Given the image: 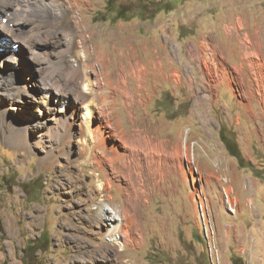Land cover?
Segmentation results:
<instances>
[{
    "label": "rangeland",
    "instance_id": "374dc122",
    "mask_svg": "<svg viewBox=\"0 0 264 264\" xmlns=\"http://www.w3.org/2000/svg\"><path fill=\"white\" fill-rule=\"evenodd\" d=\"M10 1L14 6L15 0ZM32 2L26 0L21 4L31 6ZM35 3L26 14L27 21L36 23L31 30L33 35L51 37L57 30L59 47L41 44L43 53L33 55L18 38L5 36L0 29V54L5 53L2 43L7 38V49L12 48L21 55L17 65L13 61L2 65L0 61L3 80H0V264H106L104 255L110 252V246L123 247L109 235L103 209L108 207L116 212L124 199L129 205L133 202L135 214L127 221L131 238L119 255L120 264H207L206 243L199 222V193L210 200L222 257L226 250L231 264L235 257L242 258L245 264H264V104L251 94L253 102L247 107L249 100L243 91L257 89L258 82L264 84V0H45ZM120 9L122 16L118 13ZM239 17L243 22L239 37L228 36L226 24L233 21L229 24L236 34ZM27 21L12 22L10 26H26L29 30ZM40 26L43 29L45 26L44 31H39ZM247 35L250 45L245 49L243 39ZM202 44H214L219 54L224 53L229 79L233 80L231 85L212 82L202 69ZM130 45L159 47V55L164 52L169 59L174 58V67L185 77L184 82L175 85L165 80L153 88L152 80L147 83L144 78L138 92V109L123 105L121 100L116 105L110 102V105L98 106L105 109L108 119L113 120L112 125L120 120L119 124L129 134L152 135L150 125H154L161 133L175 138L184 133L183 140L190 147V162L180 161L171 178L158 185H148V196L140 193L139 198L132 200L128 194L133 190L139 192L136 182L134 189H127V182H122L123 188L114 185L103 193L101 185L109 175L105 168L98 170L94 158L89 156L94 140L78 143L74 137L71 142L52 129L54 115L58 114L52 110L61 111L73 105L74 96L57 95L54 89L37 88L34 84L45 73L60 76L66 83L60 65L78 61L88 64L87 68L91 64L96 73L106 63L115 78L118 72L124 71L119 54L132 51ZM192 45L196 47V56L190 50ZM232 45L243 47L241 56L232 52ZM63 48H68L65 60L59 56ZM85 48L97 51L94 55L97 58H90ZM37 49L40 51V47ZM50 49L48 68L49 58L44 52ZM207 50L204 55L211 59L208 46ZM247 52L253 53L252 68L239 75L233 66L243 62L249 67L248 57H242ZM148 53L139 59L146 62ZM41 60L45 62L40 64ZM210 73L216 75V68H210ZM190 76L196 80L191 82ZM91 78L96 82L95 94H98L104 84L103 76L92 73ZM24 82L28 83L26 89ZM35 90L40 106L33 99ZM48 94H52L51 100ZM206 94L209 98H204ZM129 109L134 110L132 121ZM78 111L79 115H85L84 109ZM220 132L242 152L245 158L242 162L250 161L252 166H241L242 162L227 150ZM84 147L87 152L83 151ZM225 178L228 184L224 183ZM225 186L231 192L234 208L224 200Z\"/></svg>",
    "mask_w": 264,
    "mask_h": 264
},
{
    "label": "bare ground",
    "instance_id": "6f19581e",
    "mask_svg": "<svg viewBox=\"0 0 264 264\" xmlns=\"http://www.w3.org/2000/svg\"><path fill=\"white\" fill-rule=\"evenodd\" d=\"M24 1H26V0H15L14 1L15 4L13 6V5H11L10 0H0V29H2L6 33L5 36H12V37L18 38V40L23 44V46L27 47L33 55L34 54L39 55V54L43 53L42 52L43 48H42L41 44H46V45L49 44L53 47H57V46L59 47V45H60L59 33L60 32H57V30H56V32H54V34H51L52 35L51 37L46 36L45 38H40V37L36 38L35 35H33V32L31 31L32 28H34V26L36 25V23L34 25V23L29 22V20L27 21V19H26V16H27L26 14L29 13L28 9L32 8V6H34L35 2L45 1V0H32V1H34V3L30 0V2H32L31 6H29V5L27 6L26 4L22 5L21 2H24ZM12 4H13V2H12ZM35 5H36V3H35ZM51 7H53V5ZM36 13H38V12H36ZM42 15H44V14H42ZM25 21H27L28 24L30 25L29 30H26L28 28L26 26L18 27V28H15V27L11 28V26H10V25H12V22L19 24V23H23ZM34 22H35V20H34ZM232 22H228L226 24V26H225L226 27V33L230 37H239V30L243 27V22L241 20V17L237 18V21H236V26H235V30L237 31L236 34L233 33V30L230 27L229 23H232ZM7 23H9V24L7 25ZM5 24L7 26H5ZM48 25H47V30H48ZM44 29H45V26H44ZM44 29L41 26L39 27V31H41V30L44 31ZM37 30H38V28H37ZM34 32H36V31H34ZM45 35H46V32H45ZM42 37H44V36H42ZM3 43H4V41H3ZM3 43H2V46L4 47L3 52H5V53L0 54V59H1L0 61H2V65H3V62H10L11 63V61H13L14 65H17L16 62H19L18 59H20V61H21V55L17 53L18 51L16 52L12 48L7 49L6 44L9 43V40L7 38H6L5 44H3ZM62 43L63 42H61V44ZM122 43H123V41H122ZM249 45H250V39L247 35L243 39V47L246 49V48H249ZM155 46H156V44L154 45V47ZM207 46L211 50V54H210L211 59L206 58V56L204 55L206 50H207ZM207 46H205L204 44H202V46H201L202 50L200 51V53H201L200 56H202L203 59H202V62H200V66L208 74V77H210L212 82H215V83L223 82V84H225V82H226L229 85H231L230 82L233 80L230 81V79H229V77H230L229 71H228V69L224 63V53L219 54L218 49L215 47L214 44H209ZM37 47L38 48L40 47V51H38ZM130 47H132V51H128V53L121 52L119 54V51L117 52L120 55V59H121L120 66L124 69V71L118 72L115 78H113V76H112L113 72L111 70L110 71L107 70V64L106 63H103L101 66L100 72L96 73V70L92 68L91 64H89L90 67L87 68L88 64L78 61L76 64H67L64 67L62 66L63 64L60 65V67L62 69V75L64 76L66 83L61 81V79L59 78L60 76L59 77L56 75L50 76L49 73H45V74L41 75L40 78L35 80L34 84H36L38 86L37 88L43 87L45 89L46 88H50L52 90L54 89L57 95L58 94L61 96L65 95V97H68V98H71L74 96V98L76 99L75 100L76 103L74 102L73 105H70L68 107L66 106L64 108V110H61V111L52 110L54 112H57L58 114L54 115V126H53L54 128H52V126H51V128L58 135H60L61 137H64V139H65V137L69 138L70 141L74 137H77L78 143L79 142H87L89 140H94V145L91 148L89 147L90 148L89 156L91 158L92 157L94 158L95 163L97 164L98 170L101 168H105L108 172V175H109L107 180L104 181L101 185L102 189H103V193L107 190H111L114 185H117L118 188H123L124 184L122 182H125V183L127 182V184H128V187H126L127 189L130 187L134 189V187H135L134 183L136 182L139 186L138 187L139 192L136 190H133L132 192H130L132 194H128V197L132 200L133 198H135V199L139 198L140 193L148 196L150 193L146 188L148 185H150V186H153L156 184L158 185V184L164 182L165 180L171 178L173 175V172H175L177 170V168L179 167L180 161L188 160L190 162V147H189L187 140L185 142L183 140L184 133H181V135L179 137L175 138L172 136H168L167 134L161 133V131L159 130L160 128L154 127V125H150L152 128V132H153V134L151 133L152 135L142 136L139 132L129 134V132L127 133L126 130H124L121 127L122 125L119 124L120 120L117 121L118 124L116 123V124L112 125L113 120L108 119L107 112H105V109L103 107L98 106L99 104H101L102 106H106L110 102L114 103L116 105V103H118V100H121L123 105L133 107V108L135 107L134 110H136L137 105H139V103H138V95H139L138 92L140 91L139 89L141 87V83H142V80L144 78H146V80L145 79L144 80L147 83H148L149 79L152 80L153 88H157L159 86V82L165 81V80H169L171 83H173L175 85H177V84L181 85L184 82L185 77L180 73V71L178 69H176L174 67V63H175L174 58L169 59L168 55H166L164 52H163V55H159V47H157L156 49H152V47L148 46V45H144L142 48L137 47V46L135 47L134 45H130ZM243 47H240L239 45H232L231 50L235 55L241 56L240 50ZM70 48H71V46H70ZM88 50H89L88 48H85V52L88 53L87 55H89L90 58L92 57V59H96L97 57H95L94 55L96 54L97 51L95 52V50H94V52H93V51H88ZM190 50L194 52L195 56L198 55V54H196V47L194 45L190 46ZM59 51H61L60 54L63 53L62 56L59 55L63 59L66 52L68 51V48H63ZM148 52H150V54ZM146 53L149 54V59L146 62H143L139 58L141 57V55L146 54ZM44 54H46L47 57L49 58V59L47 58L48 61L45 58H44V60L47 61L46 65L48 68H50V66H51V60H50L51 49L49 51L44 52ZM55 54L56 53H54V55ZM251 55H253V53L247 52L245 55L242 54L243 58H245V56L248 57V58L247 57L246 58L249 61L248 62L249 67L245 66L243 62L240 63V65H234L233 66V68L236 70L237 74H239V75L244 74V71H248L249 68H252L251 61L253 59L251 58ZM56 56H57V54H56ZM65 57H67V56H65ZM41 59H43V58H41ZM38 60H40V59H38ZM63 60H65V58ZM45 61L41 60L39 63L41 64ZM61 62H62V60H61ZM181 62L185 63V64L187 63V61H185V60H182ZM124 67H126V68H124ZM213 67L216 68V71H217L216 75H212L210 73V68L213 69ZM42 68H40V69H42ZM51 68H53V67H51ZM48 70H50V69H48ZM92 73H94L95 75L101 74L103 76L104 81H102V82L104 84H101V87H100L101 89L98 92V94L97 93L95 94L96 89H97L96 88L97 85H96V82H94L91 78ZM8 74H10V73H8ZM58 74H59V72H58ZM1 75L2 74H0V76ZM28 75H29L28 78H30L31 73H29ZM11 79H12V77H11ZM0 80L3 82L2 79H0ZM96 80H98V79H96ZM195 80H196V78L194 76H190L191 82H194ZM13 81H15V80H13ZM9 82L11 83V81H9ZM261 82L263 83V81H261ZM8 83H6V84H8ZM10 83H9V85H10ZM262 83L258 82L257 89L256 88L255 89L250 88L249 91L243 90L244 96L249 100L248 104L246 103L247 107L250 108V106L252 105V102H253L252 100H250L253 97V96H251V98H250L251 94L256 95L258 97V99H260V101L264 104V84H262ZM27 84H28L27 82H24V84H22L25 87V89H26ZM19 88H20V86H19ZM21 90H23V89H21ZM213 90L217 91L216 88H213ZM44 91H46V90H44ZM48 95H49L48 99L51 100L52 94H48ZM33 96H34L33 99L36 100V103L39 102V100H38L39 98H38L36 90H35V94H33ZM95 97H96V99H95ZM206 97L209 98V95L206 94L204 96V98H206ZM58 101H59V99H58ZM46 102L47 101L45 100V105H46ZM141 103H142V101H141ZM38 104L39 103H37V105ZM114 104H112V105H114ZM200 104L201 103L198 101L197 105H200ZM45 105H44V107H45ZM38 106H40V105H38ZM61 106H64V104ZM80 108L84 109L83 114H85V115H79L78 110ZM47 109L50 110L48 107H47ZM134 110L129 111V116L131 117L129 119H131V121L133 119H135L134 118L135 115L133 113ZM97 114H98V116H97ZM81 116H82V119H81ZM138 116H140V115H138ZM96 117H98V121L95 122ZM117 118H119V117H117ZM124 123H125V121H124ZM151 123H152V121H151ZM131 124H132V122H131ZM19 128L21 129V127H19ZM129 128L131 129V127H129ZM141 131L142 130H140V132ZM54 138H55V136H54ZM108 138L110 139V141H107ZM59 141H61V140H59ZM68 142H69V140H68ZM69 144H70V142H69ZM66 145H68V144L66 143ZM82 149H83V151H85L86 148L84 147ZM97 150H98V152H97ZM85 152H87V151H85ZM117 163H118V165H116ZM140 196H142V195H140ZM108 197H111V196L108 195ZM122 202H123V204L121 205V209L115 210L116 212H113L108 207H104V209H103L105 212L103 217H104V220H105L106 225L108 227L109 235L114 237L115 243H119L123 247L122 249H118L115 244L111 245L110 246L111 249L109 250L110 252L105 253V255H104V259L106 261V264H120L119 255L121 254L122 250H125V248L128 245V242L131 238L129 222H127V221H128V218L131 217L132 214L134 213V211H133L134 205H133V202L131 203V205H129V203L127 204V201L125 199ZM132 220H134V219H132ZM133 237H134V235H133ZM135 238H137V237L135 236Z\"/></svg>",
    "mask_w": 264,
    "mask_h": 264
},
{
    "label": "built area",
    "instance_id": "2783aa9c",
    "mask_svg": "<svg viewBox=\"0 0 264 264\" xmlns=\"http://www.w3.org/2000/svg\"><path fill=\"white\" fill-rule=\"evenodd\" d=\"M225 184L229 183L228 178L223 180ZM228 187V186H227ZM223 187L224 200L231 207H235V202L229 188ZM199 222L201 236L206 243V252L209 258L210 264H223V257L220 253V246L217 239V228L215 220L213 219V213L210 205V200L207 195L199 193Z\"/></svg>",
    "mask_w": 264,
    "mask_h": 264
},
{
    "label": "trees",
    "instance_id": "16d2710c",
    "mask_svg": "<svg viewBox=\"0 0 264 264\" xmlns=\"http://www.w3.org/2000/svg\"><path fill=\"white\" fill-rule=\"evenodd\" d=\"M118 13H121L120 16H122V9L118 10ZM221 134V138L222 140L224 141L225 145H226V148L227 150L229 151V153L231 155H233L234 157H236L238 159V161L242 162L244 161V156L242 154V152L240 150H237L236 148H234L232 145H231V140L230 138H227L222 132H220ZM243 163V164H242ZM241 163V166L243 167H247V166H252L251 162L248 161V162H242ZM33 244H35V242H33ZM208 261H209V258L207 257V264H208ZM234 264H245L243 259L242 258H238V257H235L234 259Z\"/></svg>",
    "mask_w": 264,
    "mask_h": 264
},
{
    "label": "crops",
    "instance_id": "0c3cea01",
    "mask_svg": "<svg viewBox=\"0 0 264 264\" xmlns=\"http://www.w3.org/2000/svg\"><path fill=\"white\" fill-rule=\"evenodd\" d=\"M230 251V250H229ZM223 263L224 264H231V256L230 253H227L226 250H223Z\"/></svg>",
    "mask_w": 264,
    "mask_h": 264
}]
</instances>
